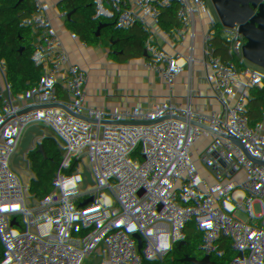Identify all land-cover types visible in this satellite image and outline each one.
<instances>
[{"label":"built area","instance_id":"2783aa9c","mask_svg":"<svg viewBox=\"0 0 264 264\" xmlns=\"http://www.w3.org/2000/svg\"><path fill=\"white\" fill-rule=\"evenodd\" d=\"M11 1L0 0V12H4ZM112 3L121 8L120 15L106 10L109 15L101 31V42L82 60L69 62L68 73L59 78L52 94H27L9 99L0 95V257L8 259L9 264H169L152 256L154 254L174 264H264V183L255 189L249 202L228 204L202 188L204 172L198 157L183 159L168 140L169 125L175 116L173 105L180 95L182 81L189 77L191 63L209 52L210 41L231 21L222 16V2L112 0ZM257 3L262 10L259 19L246 0H230L244 17L245 25L260 30L264 39V0H257ZM196 12L208 16L210 25L213 18L221 19L215 34L198 33L190 27L188 16ZM171 17L185 33L181 43L170 34ZM8 22L16 24L18 31L22 30L17 19L8 18ZM37 22L38 16L33 15L25 25ZM65 22L63 15L45 19V24L55 29H61ZM142 26L153 30L148 41L150 55L162 59L171 76L162 87L148 95V100L144 99L140 81L122 75L118 59L123 37L130 30L140 31ZM259 56L264 60V51ZM45 57L44 51L29 56L26 68L36 70ZM69 84L73 88H68ZM43 118L56 124L53 151L71 152L75 162L98 159L104 166L106 188L101 189L102 199L125 215L126 232L108 239L94 237L72 242L55 241L45 235L46 204L28 193L8 147L13 134L16 137L27 125ZM133 136L138 157L122 161L118 155L119 146ZM26 147L25 143L18 144L23 155ZM162 154L165 160L161 166V187L156 191L152 187L154 158ZM176 157L182 164L178 170V184L174 174ZM119 165L135 171L139 177L147 172V185H127L118 179L115 169ZM29 168L38 169L30 163ZM157 193L162 196L164 210L180 236L176 244L165 246L152 241L149 207L145 215V236L138 237L130 232L134 211L143 196L151 198ZM211 221L228 223L235 231L213 258L208 245V236L213 230ZM62 253L116 254L85 257Z\"/></svg>","mask_w":264,"mask_h":264},{"label":"trees","instance_id":"16d2710c","mask_svg":"<svg viewBox=\"0 0 264 264\" xmlns=\"http://www.w3.org/2000/svg\"><path fill=\"white\" fill-rule=\"evenodd\" d=\"M162 1L165 0H158L159 3ZM218 1L223 4V18H230L231 21L226 24L217 38L212 39L214 48L222 49L231 36L235 35L238 30H242L245 36L252 32L253 36L250 39L237 40L233 43V47L250 49L251 52L261 55L264 51V39L261 31L248 28L243 21L244 17L234 9L230 0ZM246 1L248 6L253 8L256 18L259 19L262 10L258 6L257 0ZM58 10L71 11V14L63 15L66 22L61 29H55L45 24L47 17L58 15ZM33 15L38 16L39 22L25 25V21L31 19ZM108 15V12L103 11L96 0H12L5 6L4 12H0V57L5 58L13 53L17 45L21 46V55L11 62V69L8 73L0 70V95L4 99H9L10 96L19 97L27 94H52L59 78L68 73L69 62L74 59L82 60L101 42V31ZM8 18L17 19L22 30L18 31V26L9 23ZM220 22L221 19L213 18L212 25H210L208 16L195 13L188 16L190 27L198 33L215 34ZM148 29V27L142 26L140 31L130 30L120 42L118 49L119 70L125 77L135 71L138 60L135 49L138 48L139 40ZM59 46L65 52L64 57L59 56ZM149 47L150 43L145 46V60L140 69V86L146 96L145 100H148V95L152 93L153 87H162L171 77L167 64L160 58L152 57L149 53ZM40 51H44L46 57L39 63L36 70H28L26 68L28 57ZM53 60L55 61L54 64L51 63ZM7 74L14 84L12 94L9 91ZM256 76L259 79V85L264 88L263 73H257ZM258 89L255 82L244 81L240 90H243L244 94L251 93L253 99L259 101L261 105L264 89L262 91ZM256 94H259L260 97H257ZM232 120V113L226 112L223 122L230 126ZM55 127L56 124L52 120L43 118L27 125L17 133L18 144L29 145L32 143L30 151L24 153V159L35 165L48 178L61 175L69 179L70 188L78 183L82 185L87 183V188H102L104 166L98 159L89 162H75L71 152L52 150ZM59 155H68V157L62 159L59 162V167L55 168V161ZM118 155L120 160L126 162L138 157L134 136L131 140L120 144ZM174 174L177 178L176 183H180L178 169L175 170ZM263 183L264 180L259 183L257 188ZM210 223L213 230L208 236V245L209 255L213 258L221 252L222 244L231 237L233 227L222 221H211ZM19 228H22V225H19Z\"/></svg>","mask_w":264,"mask_h":264},{"label":"water","instance_id":"95a60500","mask_svg":"<svg viewBox=\"0 0 264 264\" xmlns=\"http://www.w3.org/2000/svg\"><path fill=\"white\" fill-rule=\"evenodd\" d=\"M58 15L71 14L68 10H58ZM201 15L202 13L196 12ZM79 26V24H77ZM153 30L146 31L139 40L135 55L138 57L133 74L127 75L129 79L140 81V69L145 60L144 49L152 36ZM253 32L244 35L238 30L231 36L227 44L220 50L214 48L210 41L208 54L196 62L191 63L189 77L184 79L180 88V98L173 105L175 118L170 122L169 133L179 155L186 160L198 157V164L202 167L204 175L202 188L211 196L218 198L228 204H236L249 196L259 183L264 180V111L255 103L258 119L248 132L246 142H241L234 147L231 142L236 138L243 140L245 126L251 122L244 117L245 107L235 115L236 122L232 128L225 129V125L219 121L216 125L212 121L220 119L225 115V109L233 108L241 104L245 96L228 97L224 94L230 91H239L244 81L258 83L257 73H264V60L250 49L233 47V43L239 39H250ZM21 46L17 45L15 51L7 57H0V70L9 72L11 62L20 56ZM65 52L59 46V56L64 57ZM157 87H153L155 91ZM37 94H35L36 96ZM29 144L25 152L30 151ZM243 149L246 153L241 160H236L237 154ZM68 155H59L55 161V168L59 162ZM253 176L256 179H253ZM102 188H106L102 184ZM13 238V237H8ZM24 240L21 237H15ZM49 254L52 251L41 249ZM65 256H113L111 254L84 253L71 254L62 253ZM161 261L174 264L168 259L156 256Z\"/></svg>","mask_w":264,"mask_h":264},{"label":"crops","instance_id":"0c3cea01","mask_svg":"<svg viewBox=\"0 0 264 264\" xmlns=\"http://www.w3.org/2000/svg\"><path fill=\"white\" fill-rule=\"evenodd\" d=\"M100 2L99 6L103 11L111 10L120 15L121 8L114 6L112 0H100ZM7 79L9 91L12 94L14 84L8 74ZM68 88H73V85L69 84ZM11 137L8 147L13 159L18 164L28 193L39 197L46 204L45 235L47 237L55 241L72 242L94 237L108 239L127 231V218L115 205L102 199V188H87V183L83 185L78 183L70 188V180L61 175L48 178L39 169L32 171L29 168V163L24 159L22 151L18 149L16 137L14 134ZM164 160L165 155L163 154L156 155L154 158L152 187L156 191H160L161 166ZM115 172L118 179L127 185L143 187L147 185V172L139 177L135 171L123 169L120 165L115 169ZM148 207L151 215L150 237L152 241L165 246L178 243L180 236L165 212L164 200L158 193L151 198L143 196L142 202L134 211L130 232L138 237L145 236V215Z\"/></svg>","mask_w":264,"mask_h":264},{"label":"flooded vegetation","instance_id":"af4514ba","mask_svg":"<svg viewBox=\"0 0 264 264\" xmlns=\"http://www.w3.org/2000/svg\"><path fill=\"white\" fill-rule=\"evenodd\" d=\"M209 53V52H208ZM207 53V54H208ZM257 77V76H256ZM263 79H264V73H263ZM254 82V81H253ZM256 83V82H255ZM257 87L259 88L258 90L259 91H262L264 88L259 85V79H258V83H256ZM244 91L243 90H239V91H230L226 94H224V96H228V97H237V96H245V100L241 103V104H238L237 106H234L233 108H228L226 107L225 109V113L226 112H230L232 113V116H233V120L231 121V125L230 126H227L224 122H223V117L225 116H222L220 119H215L214 121H212L214 123V125H216L219 121H221L224 125H225V129H230L232 128V125L234 122H236V117L235 115L238 114L240 112V110L242 109V107H245V113H244V117L246 119H250L251 122L249 123L248 126H245L244 129H245V133L243 134V140L241 141H238L236 138H234V140L231 142V145H233L234 147H236L237 145H239L241 142H246L247 139H248V132H249V129L250 127L256 123L257 119H258V115H256V111H255V103H258L259 107L264 111V95H263V98L261 99V105L259 104V101L253 99L252 97V94L251 93H246L244 94L243 93ZM257 97H260L259 94H256ZM180 98V95L179 97ZM241 105V106H240ZM240 106V107H239ZM239 107V109H238ZM264 114V113H262ZM176 116V115H175ZM174 116V118H175ZM173 118V119H174ZM264 118V116H263ZM264 130V129H263ZM246 153V150L243 149L239 154H237L236 156V160H241L243 159L244 155ZM253 179H256L255 176H253Z\"/></svg>","mask_w":264,"mask_h":264},{"label":"rangeland","instance_id":"374dc122","mask_svg":"<svg viewBox=\"0 0 264 264\" xmlns=\"http://www.w3.org/2000/svg\"><path fill=\"white\" fill-rule=\"evenodd\" d=\"M98 3V5L101 4L100 0L96 1ZM170 23V34L177 39L178 42H183L184 41V37H185V33L182 29H180L176 23V19L171 17L169 20ZM168 140L170 141L172 147L174 149H176L174 142L170 136V134H168ZM177 159L174 158V162H175V170L176 169H180L182 164L180 163V160L178 157H176ZM255 194V190L251 191L250 195L245 197L244 199H242L241 201H239V204H245L247 202H249L250 200H252L253 196ZM209 197V196H208ZM210 198V197H209ZM235 233V231L233 232V234ZM0 264H7L8 263V259H4L2 257H0Z\"/></svg>","mask_w":264,"mask_h":264}]
</instances>
